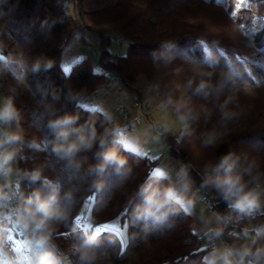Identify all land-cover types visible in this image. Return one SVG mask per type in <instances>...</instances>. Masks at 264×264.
Listing matches in <instances>:
<instances>
[{
  "label": "trees",
  "instance_id": "1",
  "mask_svg": "<svg viewBox=\"0 0 264 264\" xmlns=\"http://www.w3.org/2000/svg\"><path fill=\"white\" fill-rule=\"evenodd\" d=\"M246 1L233 12L235 0H0V47L8 67L24 77L15 81L0 61V91L4 97L15 96L25 136V144L17 146L22 151L15 162L16 198L40 187L39 182L30 184L24 172L46 162L52 165L43 174L58 179L62 191L73 193L65 206L66 218L53 235L61 251L80 242L79 230L100 233L94 249L105 258L101 264H202L212 250V242L203 245L206 236L201 239L190 231L191 216L183 211L162 222L137 219V207L143 203L140 188L153 178L159 158L125 148L115 132L112 136L119 143L108 147L126 159L123 175L113 166L104 173L90 170L101 162L93 156L95 147L78 154L79 170L66 167L51 153L55 136L48 127L50 119L78 114V124L93 121L99 132L106 126L112 129L103 113L89 110L80 100L114 79L138 93L134 84L139 76L156 91L160 103L183 120L184 128L159 136L188 176L213 196L207 203L221 217L218 227L224 229L225 246L240 248L245 228L247 235L255 234L252 227L264 218V211L237 218L203 185L205 166L229 153L241 157L239 172L256 165L252 175L259 173L260 178L250 187L259 191L264 185V0ZM80 32L97 38V62L93 65L85 56L66 69L64 49ZM37 60L41 70L32 72ZM189 79L195 81L191 89ZM201 79L210 85L207 95L194 91ZM224 111L231 117L224 118ZM209 138L214 142L206 144ZM29 141L34 142L32 148ZM244 179L250 176L244 173ZM85 205L88 227L79 216ZM114 221L125 225L123 244L106 228Z\"/></svg>",
  "mask_w": 264,
  "mask_h": 264
},
{
  "label": "clouds",
  "instance_id": "2",
  "mask_svg": "<svg viewBox=\"0 0 264 264\" xmlns=\"http://www.w3.org/2000/svg\"><path fill=\"white\" fill-rule=\"evenodd\" d=\"M0 61H4L5 71L11 72L15 81L24 79L23 76L18 77L17 73L8 67V61L3 55H0ZM50 66L45 65L46 68ZM31 70L39 72L41 62L37 60ZM194 83L193 79H189L187 87L191 89ZM209 86L206 80L201 79L194 91L199 94L205 92ZM10 91L15 92V89ZM54 99L58 97L54 96ZM230 101L231 98L225 100L221 109H225ZM55 112L56 109L51 108V114L55 115ZM231 115L227 111L223 112L224 118H230ZM21 119L14 95H8L0 100V255L5 256V259H0V264H101L105 258L94 249L100 236L98 230H79L80 242L70 245L67 251H61L58 244L53 241V235L57 230L55 226L65 220L67 215L65 206L72 201L73 193L62 191L58 179H50L43 174L44 169L52 165L46 162L40 167L24 172V177L30 184L35 185L39 182L40 187L28 194L20 192L16 198L18 185L14 177L19 169L15 167V162L22 151V148L17 146L25 144ZM78 121V114H65L48 121V127L55 136L51 153L57 160L65 161L68 168L74 166L79 170L82 161L77 159L78 154L92 152L95 147L93 156L101 162L90 170L104 173L109 166H113L117 175L125 174L126 159L117 150H110L108 147L110 142L119 143L118 139L112 136L113 130L106 126L103 132H99L95 122L78 124ZM213 142L212 138L205 141L206 144ZM33 143L29 141L27 146L32 148ZM121 147L123 148L122 145ZM240 161L241 157L233 153L221 157L217 163L205 166L203 180V185L212 189L226 202L229 213H235L237 218L252 216L261 207L260 193L256 187H250V184L258 182L260 178L259 173L252 175L256 165L251 163L244 169V173L250 176L249 180H245L244 173L237 171ZM165 181L167 183H164ZM189 185L185 167L180 168L175 179L168 171L158 169L151 181L140 188L139 194L143 203L137 207V219L162 222L177 211L191 215L195 200L189 195ZM14 198L17 201L15 205L12 204ZM217 219H221L218 214ZM11 227L23 229L24 238L30 246L27 255L12 252L9 256L5 253L8 244L7 231ZM223 232L222 227H208L205 235L219 238ZM244 232L247 236L248 229L245 228ZM73 233L77 234L75 226ZM260 234L257 231L250 243H245L238 249L230 246H224L222 249L214 247L202 258V264H260V260L264 259V246L253 249Z\"/></svg>",
  "mask_w": 264,
  "mask_h": 264
},
{
  "label": "rangeland",
  "instance_id": "3",
  "mask_svg": "<svg viewBox=\"0 0 264 264\" xmlns=\"http://www.w3.org/2000/svg\"><path fill=\"white\" fill-rule=\"evenodd\" d=\"M246 0H235L234 11L246 4ZM0 55H3L0 47ZM98 55V40L95 36L84 33H76L70 40V43L64 49L63 63L66 69L69 68V63L73 60H79L82 57H88L89 61L95 65ZM4 57V56H3ZM95 70L98 69L94 66ZM134 87L137 88L138 93L129 91L118 80H111L106 87H99L91 94L85 96L80 100L82 106H86L89 110H97L103 113L112 127L113 132L121 144L134 152H142L143 156L155 159L159 158L158 169L168 171L172 178H176V173L182 167L179 160L168 151V145L164 142L160 132L176 133L179 129L184 128L183 120L175 116L169 109L164 107L156 94V91L145 83L144 77L139 76L136 79ZM4 98L0 91V100ZM123 113V116H121ZM130 120L133 121L129 127ZM161 138V140H160ZM16 167V165H15ZM17 183V175L14 177ZM190 181L189 195L195 200V207L191 216L190 231L199 238H204L208 227L217 228L221 219H217L218 211L207 203L209 195L206 194L203 187L198 185L193 177L188 176ZM260 193L261 207L258 211H264V185L258 191ZM83 226L91 225L89 207L83 206L80 214ZM220 216V215H219ZM210 221V223H206ZM107 229L114 230L121 243L125 241V225L117 222H112L106 226ZM255 231L261 234L257 240L256 245L264 246V218L255 226L252 227ZM9 228L7 233V244L5 253L11 255L12 252L23 253L27 255L30 251V246L24 238V231L22 229ZM255 234L244 236V243H250L251 238ZM212 249H222L226 243L220 236L219 238L211 236ZM205 246V244L203 243ZM34 251V249H31ZM212 251V250H211ZM211 251L206 252L204 257ZM0 259H5V256L0 255ZM260 264H264V259L260 260Z\"/></svg>",
  "mask_w": 264,
  "mask_h": 264
},
{
  "label": "built area",
  "instance_id": "4",
  "mask_svg": "<svg viewBox=\"0 0 264 264\" xmlns=\"http://www.w3.org/2000/svg\"><path fill=\"white\" fill-rule=\"evenodd\" d=\"M213 200H214V199H213V196H212V195H209V196H208V199H207V202H208V203H211ZM12 204H13V205L16 204V198L13 199ZM203 241H204L205 246H208V245L211 244L212 239H211L210 236H206V237L203 239Z\"/></svg>",
  "mask_w": 264,
  "mask_h": 264
},
{
  "label": "crops",
  "instance_id": "5",
  "mask_svg": "<svg viewBox=\"0 0 264 264\" xmlns=\"http://www.w3.org/2000/svg\"><path fill=\"white\" fill-rule=\"evenodd\" d=\"M74 61V60H73ZM71 63V62H70ZM81 104V103H80ZM84 107H86L85 105H84ZM134 121V120H133ZM133 121H131L130 120V123L129 124H132L133 123ZM160 140H161V138H160ZM139 154H143L142 152H138ZM14 234H15V232H13Z\"/></svg>",
  "mask_w": 264,
  "mask_h": 264
}]
</instances>
